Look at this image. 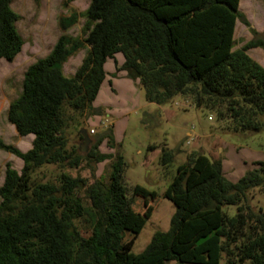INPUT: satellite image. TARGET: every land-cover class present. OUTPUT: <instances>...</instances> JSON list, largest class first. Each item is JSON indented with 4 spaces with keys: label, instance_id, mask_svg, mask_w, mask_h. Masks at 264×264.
I'll list each match as a JSON object with an SVG mask.
<instances>
[{
    "label": "trees",
    "instance_id": "1",
    "mask_svg": "<svg viewBox=\"0 0 264 264\" xmlns=\"http://www.w3.org/2000/svg\"><path fill=\"white\" fill-rule=\"evenodd\" d=\"M239 1L90 0L82 13L60 16L61 31L85 17L83 36L61 34L47 55L31 63L24 72L21 95L7 110L17 133L34 138L26 152L0 141V148L23 161L21 174L6 163L0 186V264H166L171 260L219 264L222 257L230 263L231 255L238 263L264 264V209L255 211L246 203L252 189L264 186L262 162L231 180L220 159L188 153L162 194L175 206L170 227L155 232L138 254L131 248L151 207L143 205L146 211L132 216L136 193L124 181L120 154L113 157L107 183L91 169L92 182L85 192L96 218L86 237L73 223L81 215L80 199L72 214L57 213L58 186L31 190L26 207L12 210L30 192V173L60 158L63 139L57 135L63 105L79 113L92 109L108 59L139 80L150 103L164 105L178 95L188 96L197 107L230 120L234 131L264 132V67L248 54L251 48L263 47L264 41L252 39L233 49L236 20L249 26ZM10 4L11 0H0V59L6 61H12L24 44L15 27L19 15ZM85 46L88 50L75 74L64 76L63 64ZM118 54L121 64L115 59ZM106 137L110 140L111 135ZM100 142L88 154L95 162L108 156L97 150ZM78 160L75 156L71 162ZM173 160L174 153L161 147L162 165ZM68 185L71 190L75 186ZM226 206H235V214L228 215ZM131 225L135 230L126 239Z\"/></svg>",
    "mask_w": 264,
    "mask_h": 264
},
{
    "label": "rangeland",
    "instance_id": "2",
    "mask_svg": "<svg viewBox=\"0 0 264 264\" xmlns=\"http://www.w3.org/2000/svg\"><path fill=\"white\" fill-rule=\"evenodd\" d=\"M90 0H11V8L19 15L15 27L24 44L21 52L12 61L0 59V141L12 145L22 152L32 148L34 136H20L14 125L7 119L9 104L22 93L23 76L26 68L36 59L47 55L61 34L70 38L83 36L85 17L65 31L58 27L60 16L71 12L82 13ZM239 11L246 17L249 26L239 19L234 29L233 49L255 39L264 41V0H240ZM253 30L256 32L254 33ZM88 50H82L68 58L63 66V75L72 77ZM249 56L264 67V46L248 50ZM122 59L120 54L115 59ZM113 59L104 65L105 79L99 93L92 102V109L75 112L67 104L63 105L60 135L63 139L60 158L46 162L30 173V192L15 202L13 212L26 207L32 200V191L49 184L60 188L61 199L56 204L59 214H72L76 199H80L81 215L73 223L81 236L86 237L96 218L85 189L92 182L91 169L95 177L103 183L108 175L113 157L120 154L124 160L123 177L126 185L132 188L134 202L132 216L145 212L151 207L149 217L143 223L134 239L131 252L141 253L157 231H167L175 212L171 201L162 196L176 172V167L186 160L188 153L195 151L210 159H220L224 163L226 175L238 179L248 170L264 163V132L234 131L228 119H220L213 112L197 107L188 96L178 95L164 105L146 101L144 90L138 79L128 76L125 70L117 69ZM211 117L208 119V117ZM87 130L89 143L81 151L80 129ZM111 135L110 140L106 137ZM101 139L98 151L108 155L102 162H95L88 154ZM148 146H154L149 148ZM174 153L171 164L160 162L161 147ZM221 148V150H220ZM79 160L72 163L73 157ZM9 162L21 174L23 161L0 148V186L3 183L5 165ZM68 183L75 186L71 190ZM32 190V191H31ZM246 203L253 210L264 209V186L252 189ZM144 205V207H143ZM230 216L236 212L235 206L223 207ZM137 215V216H138ZM136 216V217H137ZM134 223V222H133ZM135 225V223H134ZM126 233L128 239L135 230ZM76 245V242H73ZM227 262L222 257L219 264L238 263L234 255ZM166 264H179L175 260Z\"/></svg>",
    "mask_w": 264,
    "mask_h": 264
},
{
    "label": "water",
    "instance_id": "3",
    "mask_svg": "<svg viewBox=\"0 0 264 264\" xmlns=\"http://www.w3.org/2000/svg\"><path fill=\"white\" fill-rule=\"evenodd\" d=\"M80 135L82 136L83 138V143L79 145V149L81 151H84L85 150V147L86 145L89 143L90 139L88 137V134H87V130L85 128H81L80 129ZM214 234V231L211 232V234H208V235H205V236H202L201 238H199L196 243L197 244H200L202 243L203 241H205L210 235H213Z\"/></svg>",
    "mask_w": 264,
    "mask_h": 264
},
{
    "label": "crops",
    "instance_id": "4",
    "mask_svg": "<svg viewBox=\"0 0 264 264\" xmlns=\"http://www.w3.org/2000/svg\"><path fill=\"white\" fill-rule=\"evenodd\" d=\"M235 24H236V23H235ZM116 61L118 62V64H121L122 61H123V59H118V58H117ZM259 64L261 65V64H263V63L260 62ZM63 66H64V64H63ZM63 66H62V71H63ZM77 68H78V67H77ZM220 150H221V148H220ZM224 163H225V162L222 161L223 170H224V173H225V175H226L225 168H224ZM226 176H227V175H226ZM227 177H228V176H227ZM228 178H229V177H228ZM229 179H230V178H229ZM231 180H233V179H231ZM235 180H237V179H235Z\"/></svg>",
    "mask_w": 264,
    "mask_h": 264
},
{
    "label": "built area",
    "instance_id": "5",
    "mask_svg": "<svg viewBox=\"0 0 264 264\" xmlns=\"http://www.w3.org/2000/svg\"><path fill=\"white\" fill-rule=\"evenodd\" d=\"M208 119H210V117H208Z\"/></svg>",
    "mask_w": 264,
    "mask_h": 264
}]
</instances>
